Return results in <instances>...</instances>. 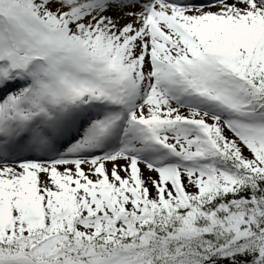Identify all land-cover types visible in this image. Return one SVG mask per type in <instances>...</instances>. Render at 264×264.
Returning a JSON list of instances; mask_svg holds the SVG:
<instances>
[{
  "label": "snow or ice",
  "instance_id": "1",
  "mask_svg": "<svg viewBox=\"0 0 264 264\" xmlns=\"http://www.w3.org/2000/svg\"><path fill=\"white\" fill-rule=\"evenodd\" d=\"M0 264H264V0H0Z\"/></svg>",
  "mask_w": 264,
  "mask_h": 264
}]
</instances>
